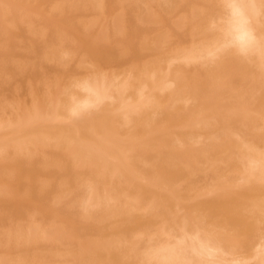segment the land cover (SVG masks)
<instances>
[{
	"label": "bare ground",
	"instance_id": "6f19581e",
	"mask_svg": "<svg viewBox=\"0 0 264 264\" xmlns=\"http://www.w3.org/2000/svg\"><path fill=\"white\" fill-rule=\"evenodd\" d=\"M47 1L0 0V83L54 72L0 87V264H264V0Z\"/></svg>",
	"mask_w": 264,
	"mask_h": 264
},
{
	"label": "rangeland",
	"instance_id": "374dc122",
	"mask_svg": "<svg viewBox=\"0 0 264 264\" xmlns=\"http://www.w3.org/2000/svg\"><path fill=\"white\" fill-rule=\"evenodd\" d=\"M53 1L56 2V0H53ZM47 2H48V4H49V2L52 4V0H49V1H47ZM45 3H46V2H45ZM45 3H44L43 5H41V7H40L41 12H38V10H35V11H36V14H39V15H40V17H41L40 20H42V18H43L42 22H40V21L38 20L39 16L35 15V12H34L35 18L38 17L37 20H36V22H37L38 24H39V23L43 24V27H44V25H45V22H44L45 20H44V19L47 18V16H45L46 14H43V12H45V13H48V12L50 13V12H51V9L48 10V8H47V7H50V5L47 4V6L45 7V5H46ZM53 3H54V2H53ZM42 11H43V12H42ZM49 13H48V14H49ZM41 14H42V15H41ZM51 14H53V12H51L50 15H51ZM34 15H33V16H34ZM33 16H32V19H33ZM42 16H43V17H42ZM45 17H46V18H45ZM79 18H80V17H79ZM46 21H48V20H46ZM36 22H35V19H34V20H32V22H29L28 24H31V23H32L31 25H32L33 29H35V28L40 29L42 25L40 24V25H41V26L39 25L40 27H39V26H36ZM60 22H61V21H60ZM62 22H64V21H62ZM46 23H47V22H46ZM38 24H37V25H38ZM47 24H48V25H52V27H53V25H54V28H53V29L56 31V28H55V27H56V26H55L56 24H54V23H52V24H51V23H47ZM17 26H19V28H20V26H21V28H22L24 31H27V30L25 29L24 25L22 26L21 23L18 24ZM17 26H16V27H17ZM27 26H28V25H26V27H27ZM29 26H30V25H29ZM46 26H47V25H46ZM140 26H144V25H142V24L140 23ZM49 27H51V26H49ZM49 27H48V28L45 27V29H46L47 31H46L45 29L42 28V29H43V36L45 37L44 33H45V32L47 33L48 30L50 29V31H52V38H53V35H55V34H53V29H52V27H51V28H49ZM140 28H141V27H140ZM38 29H37V30H38ZM51 29H52V30H51ZM23 30H22V32H23ZM31 30H32V29H31ZM37 30H33V31L36 32ZM14 31H15V30H14ZM20 31H21V30H20ZM20 31H19V32H20ZM38 31H39V30H38ZM40 31H41V29H40ZM44 31H45V32H44ZM103 31H104V29L101 30V32H103ZM15 32H16V31H15ZM17 32H18V30H17ZM19 32H18V33H19ZM124 32H125V34H127V33H126L127 30H124ZM49 33H51V32H49ZM49 33H47L48 35L46 34V36H48V37H46L48 40L43 39L44 37H43V38H42V37L40 38V37H38L39 35H37L36 38H39L38 40H40V41L42 40L41 42L38 41L36 38H34V37L36 36V35H35L36 33H32V34L34 35V36L32 35L34 41H35V39H36V41H37V42H34V41L32 40V41H33V43H32V41L30 40V34H31V33L28 32V31H27V34H26V32H25V33L23 32V34L21 33L22 35H24L25 39H27V40H23L24 38H23L22 35L12 36L11 38H10V36H7L6 39H5L4 36H2V39H3V37H4V39H3V40H4V43H6V42L9 43L10 41H12L13 37H14V39H16V37L18 36V39H19V40H20L21 38H23V39H21L23 42H22V41H19V42H18V41H17L18 39H16V41H14V39H13L12 47L14 46V48H19V49H20L21 44L19 45V43H24V44L26 45V44H30L29 42L31 41V45H29L30 48H29L28 45H27V48H28L27 51H26V46H25V45H24L25 47H24V46H23V48L21 47V50H25L24 53H25L26 55H28L29 53H31V52L33 51L32 49H35V50L37 49L38 54H39V53L41 54L42 51L40 52V49L42 48V47H41L42 44H40V43H44V45L47 46V45H49L50 42H51L50 40H51L52 38H51V34H49ZM119 33H120V32H119ZM14 34H16V33H14ZM14 34H12V35H14ZM121 34H124V33H121ZM121 34H120V35H119V34L116 35V34L114 33V34H112L113 36H112V35H111V36H112V37L119 38V37L121 36ZM19 36H22V37L19 38ZM26 36H27V37H26ZM32 36H31V38H32ZM7 39H8L9 41H7ZM29 40H30V41H29ZM43 40H46L47 43H46V41H43ZM25 41H26L27 43H25ZM49 41H50V42H49ZM14 42L17 43L18 46H17ZM8 43H7V44H8ZM11 43H12V42H11ZM35 43H36V44H35ZM14 44H15V45H14ZM34 44H35V45H39L40 47H39V46H35ZM44 45H43V46H44ZM31 46H32V48H31ZM14 48H12V51H13V53H15V55H16L17 53H19L20 50L18 49V50H19V51H18V50L15 49V52H14ZM43 49H45V46L42 48V50H43ZM31 50H32V51H31ZM28 51H29V52H28ZM30 51H31V52H30ZM21 53H22V51H21ZM38 54H35L34 51L32 52V54H29V59H30V61L27 59L28 56H27L26 58H25V57L23 58V57L19 56V54L17 55V57L19 56L18 58H16V56H15V57L10 56V57L13 58V59H9V57H8L7 59H6V57H1V60L6 59V60H7V61L5 60V63H6V64L9 63V60L12 61L13 63H14V62H19L20 60H23L21 63L29 65V64L35 62V60H36ZM26 55H24V56H26ZM36 55H37V56H36ZM22 56H23V55H22ZM34 57H35V58H34ZM33 58H34V61H33ZM24 60H25V61H24ZM27 60H28L29 62H28ZM2 63H3V61H2ZM70 63H71V62H70ZM58 64H60V62H58ZM68 64H69V63H68ZM71 64H73V63H71ZM62 66H63V65H62ZM65 66H67V65H65ZM43 67H44L45 69H43V72H42V73H43L45 76H48L49 78L53 79L52 77H54V72L52 73V70L48 67V65H46L47 68L45 67V65H44V66L42 65L41 68H43ZM72 67H73V66H72ZM57 69H58L59 71H60V69L63 70L62 67H61V65H60V66H57ZM26 70H27V69H26ZM41 71H42V69H41ZM12 72H13V73H12ZM26 72L28 73V71H25V72H23V73L26 74ZM15 73H17V72H14V71H11V72H10V76L12 75L13 80H12V79H10V80L8 79L7 76H8L9 74H8L7 76H4V77H7V79H8L9 81H13V82L15 81V83H16V81H17V85H19V82H20L19 80H21L22 77L19 78L18 74H15ZM18 73H19V72H18ZM23 73H21L20 76H22ZM42 73H41V74H42ZM41 74H40V77H41ZM50 74H51V75H50ZM44 75H43V76H44ZM43 76H42V77H43ZM45 76H44V77H45ZM51 76H52V77H51ZM4 77H3V78H4ZM25 77H26V76H25ZM40 77H38V78L40 79ZM42 77H41V79H42ZM48 77H47V78H48ZM23 78H24V75H23ZM28 78L30 79V82H29L30 85H29V83L26 84L27 86H26L25 84L20 83V87H19V89H17V87H16L17 85H16V84H15V86L13 87V88L16 87V90H18L17 92L19 93L20 98L23 97V96H22L23 94H24V95L26 94V96L24 97V100H23V101H26L25 99H26V97H27V93H24L25 90H26V92H28L27 89H26V87H27L28 90H29L30 88L28 87V85L32 87L33 85H32L31 83H33V82H31V81H32V79L34 80L36 77L33 78V77H30V76H29ZM45 78H46V77H45ZM1 79H2V78H1ZM1 79H0V81H3V80H1ZM24 79H26V80H24V83L28 82V80H29V79L27 80V78H24ZM41 79L38 80V79L36 78V79H35L36 84H37V80H38V84H39V82L41 81ZM4 80H5L4 84H5V83H8V86H7V84H6V86H7L8 90H9V92H10V89H12V91L10 92V93L12 94V92H13V88H10V87H12L13 85L11 84V82H8V81L6 82V79H4ZM47 81H52V80L49 79V80H47ZM21 82H22V81H21ZM1 84H2V87H4V84H3V83H0V87H1ZM21 84H22V85H21ZM33 84H34V83H33ZM38 84L35 85V89H37V90L39 89V90H40V85H41V84H40L39 86H38ZM6 86H5V87H6ZM22 86H23V87H22ZM36 86H37L38 88H37ZM41 87H42V85H41ZM9 88H10V89H9ZM22 88L24 89L23 92H22V90H23ZM32 88H33V87H32ZM3 89H5V88H3ZM39 90H38V91H39ZM0 91H1V89H0ZM14 91H15V90H14ZM32 91H34V90L32 89ZM2 92L5 94L4 90H2L1 93H2ZM17 92H16V93H17ZM29 92H31V91L29 90ZM6 93H8V92H6ZM10 93H9L8 95H11ZM18 93H17V94H18ZM21 93H23V94H21ZM4 94H3V96L7 98L8 95L6 96V95H4ZM13 94H14V98H15V99H16L17 97H19V96L15 97V93H13ZM0 96H1V94H0ZM12 96H13V95H12ZM12 96H10V99H11ZM28 98H29V94H28ZM8 99H9V98H8ZM21 99H22V98H21ZM21 99H20V100H21ZM2 100H3V99H2ZM6 100H7V99H6ZM18 100H19V99H18ZM18 100H15V101H18ZM20 100H19V101H20ZM0 101H1V100H0ZM3 101H5V99H4ZM10 101H12V100H10ZM13 101H14V100H13ZM27 101H28V100H27ZM6 102H9V100H7ZM20 102H21V101H20ZM1 103H2V102H1ZM3 103H4V102H3ZM3 103H2V104H3ZM21 103H23V102H21ZM25 104H26V103H25ZM0 105H1V104H0ZM199 180H200V181H198L199 184L202 183V182H201L202 180H201V179H199Z\"/></svg>",
	"mask_w": 264,
	"mask_h": 264
}]
</instances>
